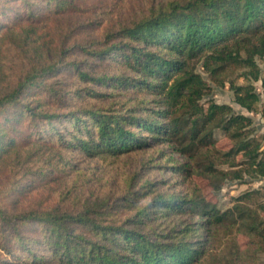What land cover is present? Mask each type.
<instances>
[{"label":"rangeland","instance_id":"rangeland-1","mask_svg":"<svg viewBox=\"0 0 264 264\" xmlns=\"http://www.w3.org/2000/svg\"><path fill=\"white\" fill-rule=\"evenodd\" d=\"M187 1L26 0L23 3L22 0H0V98L16 89L34 65L59 66L58 70L40 76L36 84L23 92L17 104L0 113L2 211L13 216L30 211L78 213L89 207L105 223L129 222L160 195L189 194L206 199L222 213L236 211L235 207L241 204V209L250 210L257 224L262 221L264 227L263 177L245 173L242 178L230 175L216 182L191 171L186 182H182L179 169L188 160L174 153L166 143L150 141L142 148L117 156L87 154L68 143L73 141L72 133L78 134L72 125L73 118H69L73 111L87 123V109L121 111L123 107L119 103L124 101L129 108L152 107L151 97L136 88L123 92L113 87L111 92L122 95L116 97L117 104L104 96H88L86 93L92 91L93 83L78 76L77 65L93 76L118 75L123 71L119 52L103 56L94 51H103L113 38L121 41L124 28L134 26L174 2ZM258 65L264 72V60H258ZM196 71L210 87L201 104L205 108L211 101L230 105L238 114L252 117L249 139L259 143L264 151L261 83L245 79L241 69H227L212 75L204 70L201 61L196 64ZM249 84L254 85L261 97L253 113L235 103L232 87ZM102 88L95 89L102 93ZM33 113H55L60 118L45 120L34 117ZM134 132L140 133L137 127ZM62 135L67 142H62ZM215 139L222 153L236 148L222 130L215 132ZM236 162L239 165L235 168L219 164L216 167L228 173L246 167L247 161L241 154ZM250 193L248 200L238 201ZM149 217L140 229L151 235L167 233L180 225L176 215L157 219L151 213ZM182 219L193 225L197 221L186 215ZM48 233L45 225L30 222L14 226L0 219V264H57L47 245ZM202 235L204 256L199 264H264V235L250 232L237 215L213 226L208 238L206 232Z\"/></svg>","mask_w":264,"mask_h":264},{"label":"trees","instance_id":"trees-1","mask_svg":"<svg viewBox=\"0 0 264 264\" xmlns=\"http://www.w3.org/2000/svg\"><path fill=\"white\" fill-rule=\"evenodd\" d=\"M120 35L121 41L113 38L103 51L94 54L107 56L119 52L121 73L113 77L93 76L77 65L78 76L93 83L92 91L86 93L88 96H104L117 104L116 97L122 95L111 92L113 87L123 92L136 88L151 97L152 107L129 108L124 101L119 103L123 107L121 111L87 109V123L73 111L69 118H73L72 125L78 134L72 133L73 141L69 145L87 154L117 156L142 148L150 141L166 143L174 153L188 160L179 169L182 182H186L191 171L216 182L230 175L242 178L245 173L264 178V151L248 136L253 118L238 114L230 105L213 101L205 108L201 101L210 93V87L196 71L199 61L212 75L241 69L245 79L260 82L264 89V72L258 65V60H264V0L174 2L124 28ZM58 69L57 64L45 68L34 65L16 89L0 98V113L17 104L23 92L36 84L40 76ZM98 87L104 88L102 93L95 89ZM232 87L235 103L247 112H255L261 97L254 85ZM145 101L143 98L142 102ZM260 113L264 119V102ZM33 116L45 120L60 118L55 113H33ZM136 127L140 133L134 132ZM217 130L224 131L236 144L234 150L222 153L217 149ZM62 137V142H67ZM240 154L247 161L244 169L230 173L217 169L218 164L237 167L236 157ZM250 196L251 193L245 194L238 201L248 200ZM241 206L237 205L236 211L222 213L201 197L160 195L129 222L105 223L89 207L78 213L30 211L13 216L0 209V219L14 226L30 222L45 225L49 231L47 245L57 264H199L204 256L202 232L208 238L211 228L229 217L237 215L250 232L264 235L263 222L257 224L251 211L242 210ZM151 213L157 219L176 215L180 225L161 235L144 233L140 226L148 222L147 218L150 220ZM185 215L197 218L194 225L182 219ZM194 238L197 240L192 241Z\"/></svg>","mask_w":264,"mask_h":264}]
</instances>
